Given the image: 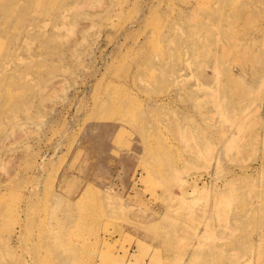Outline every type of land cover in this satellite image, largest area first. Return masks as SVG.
<instances>
[{"label": "rangeland", "instance_id": "1", "mask_svg": "<svg viewBox=\"0 0 264 264\" xmlns=\"http://www.w3.org/2000/svg\"><path fill=\"white\" fill-rule=\"evenodd\" d=\"M0 264H264V0H0Z\"/></svg>", "mask_w": 264, "mask_h": 264}, {"label": "bare ground", "instance_id": "2", "mask_svg": "<svg viewBox=\"0 0 264 264\" xmlns=\"http://www.w3.org/2000/svg\"><path fill=\"white\" fill-rule=\"evenodd\" d=\"M71 9H72V8H71ZM71 9H70V10H71ZM68 10H69V7H68ZM46 17H47V16H46ZM139 74H140V73H139ZM136 81H137V80H136ZM202 89L205 90L206 87H205V88H201L200 90H202ZM116 109H118V107H117ZM238 152H239V151H238ZM237 155H238V154H237ZM239 156H240V155H239ZM235 210H236V209H235ZM236 214L239 215L238 213H236ZM237 215H236V217H237ZM236 217H235V218H236ZM240 219H241V218H240ZM244 219H245V217H244ZM238 220H239V219H238ZM241 220H242V219H241ZM234 222H235V221H234ZM236 223H237V222H236ZM236 223H235V224H236ZM241 223H243V222H241ZM233 224H234V223H233ZM237 224H238V223H237ZM238 225H239V224H238ZM240 225H241V224H240ZM240 225H239V226H240ZM242 225H243V224H242ZM226 227H227V226H226ZM226 227H224V228H226ZM240 228H241V227H240ZM224 231H225V230H224Z\"/></svg>", "mask_w": 264, "mask_h": 264}]
</instances>
